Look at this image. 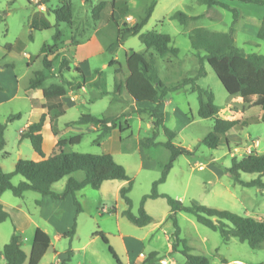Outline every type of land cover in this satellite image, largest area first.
I'll use <instances>...</instances> for the list:
<instances>
[{"label": "rangeland", "instance_id": "1", "mask_svg": "<svg viewBox=\"0 0 264 264\" xmlns=\"http://www.w3.org/2000/svg\"><path fill=\"white\" fill-rule=\"evenodd\" d=\"M98 1L107 2L98 20L92 10ZM111 0H71L72 25H57L52 10L61 6L62 0H0V122L5 125V146L0 151V168L12 174L19 159L37 162L41 158L32 149L28 139L20 140V133L29 124L39 119L42 111L53 116L54 108L41 110L45 100L40 92L28 90L30 79L42 70L41 50L52 46L56 27L63 33L57 49L65 53L69 72H60L54 61L52 74L43 87L52 84L67 88L62 98L63 114L52 119L51 126L42 128V150L50 154L53 136L68 140L79 136L78 143L67 145V153L111 154L121 165L132 182L128 197L131 212L138 214L142 199L149 195L152 185L160 177V165L169 160V151L162 146L143 149L139 141L152 137L149 104H135L126 94L119 99L112 94L114 79L123 81L127 75L126 56L131 52L143 54L146 59L153 55L161 82L168 88L181 85L180 90L170 91L161 105L164 125L176 134L173 144L188 149L189 156H180L174 162L163 184L157 187L160 195H167L178 204L191 203L208 208L228 211L242 217L264 219V188L244 187L227 172L232 159H241L250 151L264 153V118L262 108L254 105L256 97L243 102L238 96H229L206 62L201 64L205 75L196 83L214 95L218 108L217 117L224 120H247L239 129H232L216 149L203 144V139L212 131L213 120L198 117V100L191 93V85L185 81L196 76L199 60L205 53L194 51L189 33L194 28L227 33L233 23L230 12L220 8H208L198 0H155L151 17L136 36L128 37L119 47L111 48L116 41V27L111 21ZM127 18L118 19V27L133 25L154 0H126ZM249 6V5H248ZM255 6L246 10L242 19L233 26L235 46L243 54L264 56V39H259ZM181 11L194 18L186 25L170 17ZM49 24L40 29V21ZM155 31L171 38L170 46L178 49L177 57H160L153 50H146L140 37ZM29 57L32 59L29 60ZM110 62L113 64L110 65ZM78 66L84 76V88L70 91L67 82L81 81L74 72ZM100 84V88L96 86ZM185 85V86H184ZM102 92L106 94L101 96ZM49 103V102H48ZM47 103V104H48ZM55 102H50L51 107ZM12 115L19 118L9 121ZM81 115L97 118H116L115 128L100 138V128L91 125H73ZM122 129L120 132L119 129ZM159 132L155 142L166 143ZM81 180L80 172L71 175ZM68 177L55 183L51 190L56 194L64 191ZM259 179L264 183V174H239V181ZM24 179L14 175V186ZM119 181H105L98 190L88 186L74 194L80 212H77L71 195L63 201H53L34 192H25L15 197L10 191L0 197V204L9 218L0 223V264H4L2 249L14 230L21 238V248L28 257L31 238L36 228L50 238V246L39 264H116L108 252L112 248L122 264H140L150 253H157L154 264H186L180 252H170L173 222L169 207L163 198L147 199L144 211L152 218L150 224L136 227L123 215L126 205L119 196ZM125 186V183H123ZM114 209V210H113ZM179 238L190 249V254L203 256L211 264H264V243L251 249L236 238L224 242L218 232L200 224L184 212L176 214ZM74 225L72 236H63ZM102 233L105 245L96 236ZM182 250V246H179Z\"/></svg>", "mask_w": 264, "mask_h": 264}, {"label": "trees", "instance_id": "2", "mask_svg": "<svg viewBox=\"0 0 264 264\" xmlns=\"http://www.w3.org/2000/svg\"><path fill=\"white\" fill-rule=\"evenodd\" d=\"M238 1L245 4H252L264 7V0H224ZM44 0L41 4L47 3ZM198 3L205 5L208 8H220L230 12L233 16V23L230 31L227 33L212 32L204 28H194L189 33V41L191 48L197 52H204L205 55L199 60L200 67L196 72V76L185 84L191 85V93L197 95L198 100V117L201 119H212L213 129L203 139V144L210 149H216L219 143L224 139L232 129H239L247 120H224L217 117L218 108L214 104V95L208 89L199 87L196 82L199 78L205 75L201 64L206 62L212 69L216 78L229 96H238L243 102H248L250 98L256 97L254 105L262 108L261 119L264 118V56L258 54H243L235 46L233 26L239 20V11L230 7L221 0H198ZM107 2L98 1L92 10L94 20L100 18L101 12L107 6ZM155 0L145 9L141 16L133 25L127 27L123 25L118 27V19L127 18L128 6L126 0H111L109 5L112 13L110 19L116 27V41L111 45V48L119 47L128 37L136 36L142 28L147 24L153 12ZM57 25L60 23L72 25V9L71 0H62L61 6L52 10ZM181 25H186L194 18L189 17L185 13L178 11L171 17ZM40 29H48L49 24L42 20L39 25ZM259 39H264V16L257 34ZM63 33L56 27L55 33L52 36L53 45H44L41 53L42 70L38 71L35 76L30 79L28 90L40 92L41 98L45 100L41 104V110H45L48 106L50 110L54 108L52 117H49L47 112L42 111L37 122L29 124L20 134V140L28 139L35 153L41 158L39 161H29L19 159L14 167L12 174L4 173L0 168V197L10 191L15 197H22L25 192H34L42 197H48L53 201H63L68 195L73 198L77 212H80L78 202L74 198V194L84 187L88 186L94 190H98L101 184L105 181H119L125 183L119 189V196L126 205L123 213L125 218L136 227H144L151 223L152 218L144 211L143 203L147 199L163 198L169 207V218L174 225V233L172 234V252H180L184 257L186 264H211L209 260L203 256L191 255L190 249L185 245V242L179 238V228L176 222V214L184 212L191 215L195 221L212 230L218 232L224 242L230 238H236L241 243H246L251 249H258L264 243V219H254L251 217H242L228 211H220L205 206L189 204L184 206L178 204L175 200L167 195H160L157 192V187L163 184L171 170L174 162L180 156H189L191 152L181 146L173 144L176 134L165 127L164 117L161 113V105L167 94L170 91L182 89L181 85L174 87H166L160 80L156 63L151 54L148 59L143 54L131 52L126 56L125 69L127 72L123 81L114 79V87L112 94L115 98H121L126 94L128 98L135 104H149L153 107L148 109L151 118L152 137L139 141V146L143 149H149L156 146H162L169 151V160L166 164L160 165V177L152 185L151 193L142 199V205L137 215L131 212V201L128 197L132 182L128 178L125 169L117 164L111 154H80L67 153L64 151L67 145H73L79 142L80 137L75 136L68 140L55 139L53 136V144L48 156H45L42 150V135L41 131L45 123L51 126L53 118L63 114L61 99L67 95V88L62 85L52 84L48 87H43L44 82L52 74L54 61L62 56L58 64L60 72H69V61L65 59V53L57 49V44L61 42ZM146 50H153L160 57L172 55L177 57L178 49L170 46L171 38L166 34H160L155 31L145 33L140 37ZM32 58L29 57V60ZM113 64L110 62V65ZM74 72L77 78L81 81L76 83L67 82L66 85L70 91H80L84 87V76L78 66L74 67ZM100 88V84H96ZM185 86V85H184ZM1 90V88H0ZM101 96L106 93L102 92ZM50 102H55L54 106L49 105ZM48 103V104H47ZM19 118V115H12L9 121ZM116 118H97L89 115H81L79 119L73 122V125H91L100 128V138L107 136L115 128ZM5 125L0 122V151L5 146L4 141ZM121 132L122 129L120 128ZM161 132L166 138V143L155 142L156 136ZM80 172L83 174L81 180H77L71 175ZM228 174L244 187L257 186L264 188V183L259 179L242 182L239 181V174H264V153L258 154L250 151L241 159H232L231 166L227 169ZM14 175H20L24 181L17 186L12 185L11 179ZM68 177L63 193L56 194L51 190V187L60 181L62 178ZM114 210V209H113ZM9 215L4 211L0 204V223L6 221ZM74 233V225L63 236H72ZM101 241L108 246L106 237L97 232L95 234ZM182 250H179V246ZM50 246L49 236L40 228H36L31 239V246L28 257L21 248V238L14 232L12 233L9 242L2 249V258L4 264H39L42 257ZM108 252L116 262L122 264L117 258L111 247L108 246ZM157 253H150L140 264H154ZM221 264H227L223 261Z\"/></svg>", "mask_w": 264, "mask_h": 264}, {"label": "crops", "instance_id": "3", "mask_svg": "<svg viewBox=\"0 0 264 264\" xmlns=\"http://www.w3.org/2000/svg\"><path fill=\"white\" fill-rule=\"evenodd\" d=\"M33 1V0H32ZM222 2L228 4L230 7L232 8H235L239 11V19H242L243 18V15H245V11L249 9V6L252 7V6H255L254 8H256V13H257V23L259 24V27L261 25V21H262V18L264 16V7L263 6H257V5H252V4H245V3H242V2H238V1H224V0H221ZM249 5V6H248ZM213 8H216V7H213ZM259 30V29H258ZM240 51V50H239ZM84 88V87H83ZM82 88V89H83ZM41 95V94H40ZM62 101V99H61ZM152 106V105H151ZM28 126V125H27ZM26 126V127H27ZM25 127V128H26ZM25 128L23 130H25ZM22 130V131H23ZM21 134V133H20ZM123 185V182H121V184L118 185V189H120ZM23 196V195H22ZM32 239V238H31ZM142 262V261H141Z\"/></svg>", "mask_w": 264, "mask_h": 264}]
</instances>
